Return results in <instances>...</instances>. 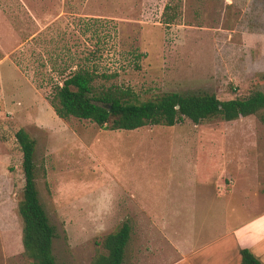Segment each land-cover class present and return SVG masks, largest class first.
<instances>
[{"label": "rangeland", "instance_id": "obj_1", "mask_svg": "<svg viewBox=\"0 0 264 264\" xmlns=\"http://www.w3.org/2000/svg\"><path fill=\"white\" fill-rule=\"evenodd\" d=\"M80 67L142 101L264 91V0H0V264H30L20 128L36 141L57 264H90L125 221L124 264H195L244 223L264 226L263 121L110 130L63 119L54 87Z\"/></svg>", "mask_w": 264, "mask_h": 264}, {"label": "trees", "instance_id": "obj_2", "mask_svg": "<svg viewBox=\"0 0 264 264\" xmlns=\"http://www.w3.org/2000/svg\"><path fill=\"white\" fill-rule=\"evenodd\" d=\"M112 75L80 67L54 87L51 105L63 119L76 117L95 122L103 129L135 130L147 125L174 126L190 119L194 123L221 119L233 121L257 116L264 122V91L222 100L212 92H166L154 99L139 100L131 88L112 83ZM104 79L103 82H99ZM106 79V81H105ZM15 140L22 152L25 185L18 209L22 220L24 255L30 264H57L53 250L55 229L41 201L37 187L36 141L24 129ZM132 226L125 221L102 241V251L90 264H124ZM240 264H264L249 248L240 250Z\"/></svg>", "mask_w": 264, "mask_h": 264}, {"label": "crops", "instance_id": "obj_3", "mask_svg": "<svg viewBox=\"0 0 264 264\" xmlns=\"http://www.w3.org/2000/svg\"><path fill=\"white\" fill-rule=\"evenodd\" d=\"M253 219L241 230L222 236L209 245L203 257L193 258L195 264H240L242 248H249L264 263V226H251ZM251 222V223H250ZM250 244V245H249ZM199 253V252H198Z\"/></svg>", "mask_w": 264, "mask_h": 264}]
</instances>
